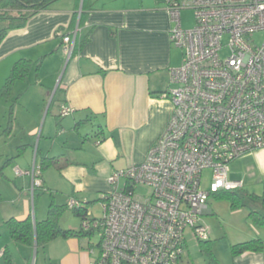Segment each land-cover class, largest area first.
Instances as JSON below:
<instances>
[{
    "label": "crops",
    "instance_id": "crops-1",
    "mask_svg": "<svg viewBox=\"0 0 264 264\" xmlns=\"http://www.w3.org/2000/svg\"><path fill=\"white\" fill-rule=\"evenodd\" d=\"M166 1L91 0L80 20L78 0H59L8 31L0 43V225L11 218L44 221L51 203L66 206L71 198L98 202L110 191L111 174L144 161L171 117V103L159 94L170 88L169 71L182 59L170 43ZM76 29L68 58L62 40L73 39ZM19 60L32 63L28 76L2 95ZM62 106L72 113L61 117ZM44 160L52 162L41 170ZM34 168L41 187L32 190L25 172ZM45 191L51 200L43 203ZM250 233L248 240H264L263 229ZM81 241L52 240L44 246L48 259L83 264L75 260ZM30 250L35 246L15 242L8 231L0 240V262L17 264V256L28 264ZM233 264H264V251L245 253Z\"/></svg>",
    "mask_w": 264,
    "mask_h": 264
},
{
    "label": "built area",
    "instance_id": "built-area-1",
    "mask_svg": "<svg viewBox=\"0 0 264 264\" xmlns=\"http://www.w3.org/2000/svg\"><path fill=\"white\" fill-rule=\"evenodd\" d=\"M183 9L194 12L191 29L181 25ZM166 11L170 43L182 51L181 65L169 71L174 88L159 94L172 114L143 162L108 177L101 217L87 212L81 221L82 232L100 234L90 264H180L187 229L197 242L208 240L200 217L211 214L209 197L243 187L229 179L230 165L264 150V0H167ZM77 32L62 40L68 58ZM71 113L60 108L61 117ZM25 174L32 190L41 187L38 168Z\"/></svg>",
    "mask_w": 264,
    "mask_h": 264
},
{
    "label": "rangeland",
    "instance_id": "rangeland-1",
    "mask_svg": "<svg viewBox=\"0 0 264 264\" xmlns=\"http://www.w3.org/2000/svg\"><path fill=\"white\" fill-rule=\"evenodd\" d=\"M180 22L184 29L193 28L195 25V17L193 10H181ZM7 23L8 21L0 20V29L4 28L5 24ZM173 26L174 25L172 24L171 28H173ZM262 38V34H257L255 36L256 43L259 44ZM172 48L179 52L180 58H182V51L178 48H175L174 46H172ZM170 88H174V85H170ZM41 124L42 123H40L39 127L41 126ZM6 127L7 123L4 124L2 130ZM210 177L211 174L209 171H205L203 173L202 185L204 187L208 186ZM229 179H233L235 181H243L244 185L242 188L237 190V193L239 196H241L243 203H246V207L241 210L233 211L230 208L229 202L221 198L215 197L216 195H211L207 201V205L209 207L208 209L211 210L212 213L211 215L200 217L201 224L207 230L208 241L210 243L207 247L210 249L211 255H213L221 264H233L234 258L231 255V246L240 242L247 241L251 238L250 231L257 229V227H254L251 224L248 218V204L253 203L250 200V197L252 195L261 196L263 191L264 153H260L257 156H251L243 160H238L231 164L229 169ZM141 191L145 193L147 192V189L141 188ZM43 194L45 197L42 200L43 203L46 199L47 201L51 200L49 192L45 191ZM55 198L57 200L58 196H55ZM255 206L256 205H254L253 207ZM89 211H91L92 217H101L102 212L98 202L91 203L89 206ZM79 223L80 218L74 216L70 211H64L59 220V225L64 229L67 228L78 230L80 227ZM4 235H8L7 228L3 225H0L1 241L4 239ZM99 236V232H95L90 237L82 238L81 242L83 244V247H81V252L76 255L75 260H81L83 264H89V262L91 263V260L93 259L94 255H91L90 246H95L99 242ZM185 237L187 240V244L185 246V252L182 255L180 264H206L209 261V254H206L203 251L206 246L200 244L193 238L190 229H187L185 231ZM28 256V264H54L48 259L47 249L45 247L39 248L37 251L30 250ZM15 260L17 264H21V259H19L17 256ZM0 264H4L3 260L2 262H0Z\"/></svg>",
    "mask_w": 264,
    "mask_h": 264
},
{
    "label": "trees",
    "instance_id": "trees-1",
    "mask_svg": "<svg viewBox=\"0 0 264 264\" xmlns=\"http://www.w3.org/2000/svg\"><path fill=\"white\" fill-rule=\"evenodd\" d=\"M57 1L59 0H0V20L8 21L4 28L0 29V43L8 31L21 28L30 17L40 11L46 10L51 4ZM90 1L91 0H78V3L81 4L80 20L84 16L85 12L92 8ZM31 67L32 63L30 61L19 60L16 62L13 65L8 78L6 79L4 87L1 90V94L7 95L11 86L16 81L26 80ZM51 162L52 160H44L41 164V170L49 166ZM215 195V197L229 202L230 208L233 211L241 210L246 207V203H243L241 196H239L237 193V190L224 191ZM250 200L253 203L248 204V218L254 227L264 230V183L261 196L252 195ZM101 201L102 198H100L98 202ZM78 202L82 203L83 206L81 208L73 209H69L67 204L66 206H56L55 204L51 203L48 207L46 219L41 222H33V220L28 217L23 221H18L14 218H11L7 220L5 224L11 238L15 242L28 245L32 248L35 246L36 251L56 238H87L92 236L93 233L82 232L80 227L78 230L63 229L59 225V220L64 211H70L74 216L80 218V224L81 221L86 218L90 203L82 201ZM254 205L256 206L253 207ZM200 244L206 246L203 251L206 254H209V261L206 264H221L213 255H211L210 249L207 247L208 244H210L208 240L200 242ZM263 251L264 240L260 237H256L254 239L240 242L231 246V255L233 258L239 257L245 253L259 254Z\"/></svg>",
    "mask_w": 264,
    "mask_h": 264
},
{
    "label": "water",
    "instance_id": "water-1",
    "mask_svg": "<svg viewBox=\"0 0 264 264\" xmlns=\"http://www.w3.org/2000/svg\"><path fill=\"white\" fill-rule=\"evenodd\" d=\"M36 248V247H35Z\"/></svg>",
    "mask_w": 264,
    "mask_h": 264
}]
</instances>
